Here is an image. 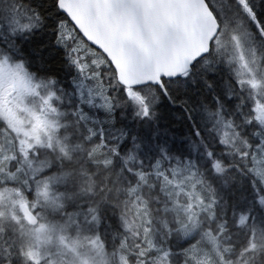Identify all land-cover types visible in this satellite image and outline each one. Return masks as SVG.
<instances>
[{"label": "snow or ice", "instance_id": "snow-or-ice-1", "mask_svg": "<svg viewBox=\"0 0 264 264\" xmlns=\"http://www.w3.org/2000/svg\"><path fill=\"white\" fill-rule=\"evenodd\" d=\"M0 264H264V0H0Z\"/></svg>", "mask_w": 264, "mask_h": 264}]
</instances>
